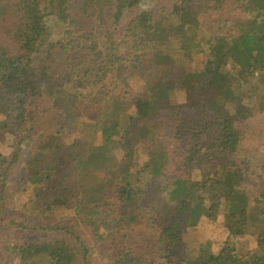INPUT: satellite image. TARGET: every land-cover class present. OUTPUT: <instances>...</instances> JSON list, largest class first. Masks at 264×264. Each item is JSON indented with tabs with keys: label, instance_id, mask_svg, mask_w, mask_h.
Wrapping results in <instances>:
<instances>
[{
	"label": "trees",
	"instance_id": "obj_1",
	"mask_svg": "<svg viewBox=\"0 0 264 264\" xmlns=\"http://www.w3.org/2000/svg\"><path fill=\"white\" fill-rule=\"evenodd\" d=\"M142 1L0 0V140H12L0 153V225L65 235L16 247L19 264H264V164L239 154L243 127L264 113V0H160L126 19ZM213 11L220 32L205 38ZM55 24L67 25L60 37ZM206 45L202 71L187 73L180 57ZM135 76L147 98H130ZM78 118L98 144L64 143ZM20 164L17 191L30 195L10 216ZM60 211L69 217L44 220ZM220 215L226 240L200 239L181 259L186 229ZM246 228L254 250L241 248Z\"/></svg>",
	"mask_w": 264,
	"mask_h": 264
},
{
	"label": "rangeland",
	"instance_id": "obj_2",
	"mask_svg": "<svg viewBox=\"0 0 264 264\" xmlns=\"http://www.w3.org/2000/svg\"><path fill=\"white\" fill-rule=\"evenodd\" d=\"M173 0H167L165 5L168 6V4L172 3ZM81 2L77 4V11L76 13L79 14L81 7ZM160 3V0H143L142 3L139 5L137 9H135L132 13V15H126L125 18L128 17H134L135 14L139 13L140 11L144 10H150L155 7H158ZM235 5H229L226 6L227 10L225 12H230L232 8H235ZM225 8V9H226ZM239 12V9L237 10ZM235 11V12H237ZM108 13V12H107ZM222 17L220 16V11H213L208 12L204 18V23L207 25V28L203 31L202 34L205 36L208 33V37L210 36L211 30H216V33L220 32V19ZM98 25V22H96ZM87 26V22L85 23ZM57 30H54V33L57 37H60V31L62 29L64 30L67 28V25H61V24H55L54 25ZM226 31V29H224ZM223 31V32H224ZM93 32V31H92ZM206 38V36H205ZM209 48L208 45L205 46L204 50L200 52H194V53H188L184 54L180 57L181 64L183 65L184 69L187 73H196L201 72L204 68L205 62L208 58ZM129 86H130V98L137 97L144 99L148 97L147 90L145 88L143 80L135 76L128 80ZM185 92L177 89L172 94V101L177 104H181L185 102ZM132 111V110H131ZM182 115H192L190 111L184 112ZM249 122V121H248ZM92 122H90L87 119L84 118H78L76 120V126L74 129V132L72 134H66L65 132H62L60 134L62 140L65 144H70L72 141L76 143H81V141H92L94 140V144H98L100 142L99 135H96L91 131ZM243 140L241 142V145L239 146L240 150V156L244 159H247V161H250L251 164L255 165L258 164L260 161L264 164V113H261L257 116L256 121H250L247 125L243 127ZM205 136L201 138V142L205 141ZM12 140L10 139L9 135H5V139L0 140V153L5 154L8 153L11 148ZM30 150H27L23 154V158H27V155L29 154ZM118 155H121V151L118 152ZM144 160V159H143ZM143 160H140V164H142ZM18 167L13 168L14 171L12 173V176L9 180V186L10 189L8 191V209L12 214L15 212L21 211L22 209V203L26 202L28 200V195H30L29 192H26L28 195H26L23 191H17V189H20L21 183L19 182V172L21 174V167L24 166L22 164L17 165ZM263 177H264V170H263ZM254 181H257L255 179ZM252 188V187H251ZM107 190L111 192L112 187H107ZM253 193V192H252ZM257 214V212H256ZM65 217H69V214L65 213L64 211H60L55 213L54 215H50L48 217H45L46 219H63ZM18 217L14 218L17 219ZM31 222H38L31 218H29ZM62 221L54 222V224L61 225ZM245 231V237L242 239H246L247 243L246 245L242 246V250L244 249H253L256 246V240L255 237L251 235L252 229L248 230V228L244 229ZM84 234L83 241L91 246L94 245L93 235L88 230L82 231ZM250 232V233H249ZM32 232L26 231V230H14L8 227L7 225H0V264H19V258H20V251L16 249V247H20L22 245H26L27 243H39L42 242L43 239H64L65 235L58 234V233H48L46 232H39L38 234H31ZM229 235V231L226 228V225L224 223V218L222 215L218 217L216 221H209L206 217L201 216L194 227H188L185 231V244L184 248L180 249V257L183 260L188 261L189 259L195 257L198 249H195L197 245L192 240L200 241L202 239L205 240H211L213 243L212 249H218V247L226 240V237ZM194 244V245H193ZM254 250V249H253ZM257 250V249H255ZM245 251V250H244ZM93 260L91 261V264H105L106 261H100L96 259L95 256L91 257Z\"/></svg>",
	"mask_w": 264,
	"mask_h": 264
},
{
	"label": "crops",
	"instance_id": "obj_3",
	"mask_svg": "<svg viewBox=\"0 0 264 264\" xmlns=\"http://www.w3.org/2000/svg\"><path fill=\"white\" fill-rule=\"evenodd\" d=\"M198 242H199V241H195V244L198 245ZM193 245H194V244H193Z\"/></svg>",
	"mask_w": 264,
	"mask_h": 264
}]
</instances>
